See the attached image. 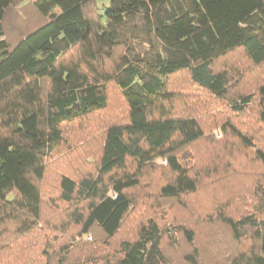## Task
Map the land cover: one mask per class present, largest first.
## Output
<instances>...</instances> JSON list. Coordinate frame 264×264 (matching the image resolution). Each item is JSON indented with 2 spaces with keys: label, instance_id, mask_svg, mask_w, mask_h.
Returning a JSON list of instances; mask_svg holds the SVG:
<instances>
[{
  "label": "trees",
  "instance_id": "16d2710c",
  "mask_svg": "<svg viewBox=\"0 0 264 264\" xmlns=\"http://www.w3.org/2000/svg\"><path fill=\"white\" fill-rule=\"evenodd\" d=\"M0 264H264V0H0Z\"/></svg>",
  "mask_w": 264,
  "mask_h": 264
},
{
  "label": "rangeland",
  "instance_id": "374dc122",
  "mask_svg": "<svg viewBox=\"0 0 264 264\" xmlns=\"http://www.w3.org/2000/svg\"><path fill=\"white\" fill-rule=\"evenodd\" d=\"M248 122H249V124L251 125L252 123H253V127H256L257 128V118H256V116H255V112L253 111V113H252V115H251V117H250V120H248ZM213 135L217 138V139H219V138H221V133L219 132V130H216L214 133H213ZM219 141V140H218ZM217 146L218 147H220L221 146V144L220 143H217ZM191 152H193L192 154H194V158H195V160H196V162H197V165H199L200 167H202V168H204L205 166H207L208 165V163H209V161L207 160L208 159V155H207V147H206V145H201V146H198V147H193L192 149H191ZM242 155H243V153H241ZM244 156V159H243V161L244 162H248V158L245 156V155H243ZM160 164H164V162L163 161H161L160 162ZM151 201H149V203L148 204H143L144 205V210H148V209H151V208H153L152 206H151ZM156 204H158V205H156L157 206V209H161V211L164 213V211L166 212L167 211V207H164V206H166L164 203H156ZM161 204H163L162 206H161ZM161 206V207H160ZM154 209V208H153ZM161 211H158L157 212V214L159 215V216H164L163 215V213L161 212ZM150 212H148V214H149ZM151 213H153L152 211H151ZM138 216H140V214H138ZM143 216V213H141V216L140 217H142ZM136 221H137V218H135V217H132V218H130V220L128 221V223H127V225H134L135 223H136ZM206 231V229L204 230V232ZM206 235V236H205ZM208 240H207V234L205 233V234H203V233H201L200 235H199V237L197 238V244L198 245H200L199 243H204V242H207ZM88 243H91V240H90V238H88V237H85V238H83V239H81V245H83V244H88ZM71 248H72V245H71ZM74 253H73V255H75V251H73Z\"/></svg>",
  "mask_w": 264,
  "mask_h": 264
}]
</instances>
